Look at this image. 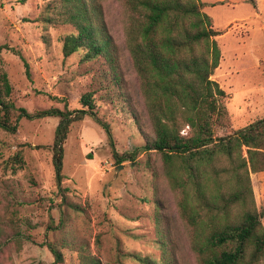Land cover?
<instances>
[{
    "label": "rangeland",
    "instance_id": "obj_1",
    "mask_svg": "<svg viewBox=\"0 0 264 264\" xmlns=\"http://www.w3.org/2000/svg\"><path fill=\"white\" fill-rule=\"evenodd\" d=\"M202 1L219 33L221 59L212 79L227 93L230 128L222 132H228L264 117V0H255V6L248 0ZM53 2L0 0V75L11 86L5 99L30 112L77 109L80 96L94 91V111L109 125L115 151H134L144 140L122 91L147 133L153 132L126 46L122 0H100L118 49L121 87L103 58L63 56L62 37L74 27L42 20L54 15L47 6ZM57 123L52 116L20 118L15 132L0 129V264H83L86 258L140 264L127 254L160 261L170 252L175 264H200L158 151L117 163L103 128L84 116L70 125L58 185L50 148ZM250 178L257 208L264 209V175ZM48 242L60 249V262L54 263ZM256 264H264V257Z\"/></svg>",
    "mask_w": 264,
    "mask_h": 264
},
{
    "label": "trees",
    "instance_id": "obj_2",
    "mask_svg": "<svg viewBox=\"0 0 264 264\" xmlns=\"http://www.w3.org/2000/svg\"><path fill=\"white\" fill-rule=\"evenodd\" d=\"M54 15L42 20L70 24L62 37L64 57L81 52V61L103 58L121 87L117 45L109 33L100 0H53ZM255 6V0H248ZM127 11L126 46L143 95L152 135L144 128L130 97L122 91L144 140L134 151L119 155L109 125L94 111V91L80 96L81 108L50 107L28 111L5 99L11 86L0 75V129L15 132L20 118L57 117L50 146L55 180L63 174V145L70 125L84 116L104 130L117 163L140 153L158 151L178 209L191 226V246L200 264H256L264 257V209H258L250 174L264 171V117L228 132L227 96L212 79L221 50L202 0H122ZM22 58V57H21ZM25 66L27 63L24 61ZM16 117L12 120V113ZM4 231L0 226V245ZM165 246V242L160 241ZM54 263L60 249L46 243ZM170 250V249H169ZM140 264H175L171 252L160 261L128 253ZM52 264V263H51ZM83 264H101L99 259Z\"/></svg>",
    "mask_w": 264,
    "mask_h": 264
},
{
    "label": "crops",
    "instance_id": "obj_3",
    "mask_svg": "<svg viewBox=\"0 0 264 264\" xmlns=\"http://www.w3.org/2000/svg\"><path fill=\"white\" fill-rule=\"evenodd\" d=\"M261 174L264 175V171L251 173V176H255V177H256V180H257L258 177H259ZM253 183H254V181H253ZM257 183H258V182H257ZM261 193H262V196H263V198H264V192H261ZM262 223H263V225H264V221H262Z\"/></svg>",
    "mask_w": 264,
    "mask_h": 264
},
{
    "label": "water",
    "instance_id": "obj_4",
    "mask_svg": "<svg viewBox=\"0 0 264 264\" xmlns=\"http://www.w3.org/2000/svg\"><path fill=\"white\" fill-rule=\"evenodd\" d=\"M122 165H120V167H121Z\"/></svg>",
    "mask_w": 264,
    "mask_h": 264
}]
</instances>
